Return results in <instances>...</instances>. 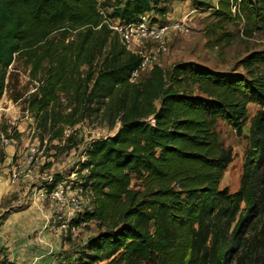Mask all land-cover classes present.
Here are the masks:
<instances>
[{"label":"trees","instance_id":"trees-1","mask_svg":"<svg viewBox=\"0 0 264 264\" xmlns=\"http://www.w3.org/2000/svg\"><path fill=\"white\" fill-rule=\"evenodd\" d=\"M165 1L125 0L107 16L161 18ZM214 16L218 42L232 38L223 23L264 34V0H218ZM16 56L38 83L27 111L51 139L92 118L120 125L91 141L81 163L89 206L73 223L98 232L78 264H254L258 253L264 264V48L239 60L242 73L177 63L131 82L143 57L103 23L96 0H0V98ZM218 119L248 142L234 193L219 188L233 158Z\"/></svg>","mask_w":264,"mask_h":264},{"label":"rangeland","instance_id":"rangeland-1","mask_svg":"<svg viewBox=\"0 0 264 264\" xmlns=\"http://www.w3.org/2000/svg\"><path fill=\"white\" fill-rule=\"evenodd\" d=\"M124 2L104 0L102 6L110 13L116 4L121 7ZM217 3L218 0H166L163 6L168 13L161 18L149 13V19L170 25L167 35L161 43L147 44L137 48V52L151 59L155 56L151 53L153 50L158 65L164 70L177 63H191L224 74L242 73L238 67L239 60L249 51L264 48V34L255 33L251 38H246L241 35V22L223 23L222 29L232 38L228 43L218 42L220 33L213 28L218 21L214 16ZM174 24L180 28H174ZM161 47L165 50H160ZM28 70L25 60L16 56L12 67L7 70L9 73L5 74L0 98V234L5 242L0 249V264H50L62 256L63 261L78 264L77 258L86 254L83 249L85 243L96 236L98 228L94 222L74 226L73 220V228L61 233L53 220L55 205L34 196L44 184L39 176H50L52 180L58 178L81 188L82 177L86 174L81 168L86 147L93 140L112 136L120 125L117 123L111 130L104 122L92 118L79 123L75 129H66L62 139H51L47 129L37 126L34 113L27 111V102L35 87ZM256 109V106H249L248 118ZM248 128L247 123L243 128L244 134L248 133ZM214 130L222 146L231 150L233 158L219 188H227L229 193H234L239 188L248 142L244 137L236 136L234 130L219 119ZM69 133L73 138L66 142ZM5 140H12V143L5 145ZM31 149L35 153L32 160L27 162ZM25 167L32 174L29 177L18 174L13 181L11 173ZM138 184L133 181L136 187ZM81 196V209L84 212L89 206V196L84 190ZM25 219L35 224L25 225ZM258 254V258L252 259L254 264L261 263L262 255ZM95 264H115V261ZM228 264L233 263L230 260Z\"/></svg>","mask_w":264,"mask_h":264},{"label":"built area","instance_id":"built-area-1","mask_svg":"<svg viewBox=\"0 0 264 264\" xmlns=\"http://www.w3.org/2000/svg\"><path fill=\"white\" fill-rule=\"evenodd\" d=\"M96 2L97 12L103 18V23L119 36L129 51L139 54L143 57L141 65L131 74L130 78L131 82H137L141 79V77L144 76V74H147L154 65H158L156 52L151 50V53L155 54V56L150 59L145 54L138 53L137 48L144 47L147 44L161 43L163 38L167 35L170 25L160 24L150 20L149 13H144L141 15L139 20L135 23L125 25L118 19L107 16V11L102 6L104 0H96ZM231 11L232 13H235V7H232ZM172 26L174 28H180L177 24ZM160 50L164 51L165 48L161 47ZM160 50H157V52H160ZM32 82L35 84V86L38 85L36 81ZM34 91L35 88L32 89L31 93ZM11 143L12 140H5V145H9ZM34 153L35 151L31 149L27 158V162L32 160ZM18 172L14 171L11 173L13 181L18 178V174L25 175L26 177H29L32 174L27 167H25L23 170H18ZM39 178L44 181V184L41 185L39 189H37L34 195L35 198L40 201L49 200L55 205L53 210V220L58 224V229L61 233H67L71 228H73L71 225L72 221L77 219L78 215L82 212L81 194L83 192V188L74 187L72 182L65 180L53 183V180L50 176H39ZM63 260L55 259L50 264H69Z\"/></svg>","mask_w":264,"mask_h":264},{"label":"crops","instance_id":"crops-1","mask_svg":"<svg viewBox=\"0 0 264 264\" xmlns=\"http://www.w3.org/2000/svg\"><path fill=\"white\" fill-rule=\"evenodd\" d=\"M250 105L255 106L254 104H249V105H248V108H249ZM256 110H257V109H256ZM255 112H256V111H255ZM255 112H254V113H255ZM13 221H15V219H13ZM9 222H10V221H9ZM12 223H13V222H12ZM28 223H29V222H28V220H26V219L23 221V224H25V225H27ZM32 223H33V222H32ZM32 223H31V221H30L29 224H32ZM33 224H35V222H34ZM8 240H9V239H8ZM3 241H4V240H3V238H2V236H1V234H0V249H1V247H3V246L5 245V242H3ZM2 252H3V251H2ZM63 258H64V256L60 257L59 260H63Z\"/></svg>","mask_w":264,"mask_h":264}]
</instances>
